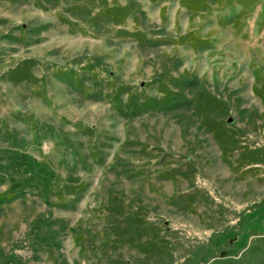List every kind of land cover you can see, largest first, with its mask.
<instances>
[{"label": "rangeland", "instance_id": "374dc122", "mask_svg": "<svg viewBox=\"0 0 264 264\" xmlns=\"http://www.w3.org/2000/svg\"><path fill=\"white\" fill-rule=\"evenodd\" d=\"M8 149L0 264H264V0H0Z\"/></svg>", "mask_w": 264, "mask_h": 264}, {"label": "trees", "instance_id": "16d2710c", "mask_svg": "<svg viewBox=\"0 0 264 264\" xmlns=\"http://www.w3.org/2000/svg\"><path fill=\"white\" fill-rule=\"evenodd\" d=\"M54 179V173L47 166L34 160L23 151L5 150L0 155V184L7 183V192L14 194L37 193L45 203ZM1 200V199H0ZM48 219V218H47ZM50 220L34 223L50 230ZM53 239L51 235H48ZM16 264H22L16 260Z\"/></svg>", "mask_w": 264, "mask_h": 264}, {"label": "water", "instance_id": "95a60500", "mask_svg": "<svg viewBox=\"0 0 264 264\" xmlns=\"http://www.w3.org/2000/svg\"><path fill=\"white\" fill-rule=\"evenodd\" d=\"M224 253H225V251L222 250V251L220 252V256H222Z\"/></svg>", "mask_w": 264, "mask_h": 264}]
</instances>
